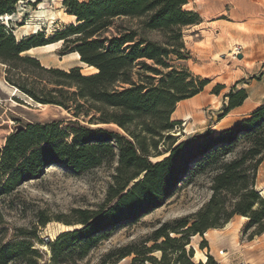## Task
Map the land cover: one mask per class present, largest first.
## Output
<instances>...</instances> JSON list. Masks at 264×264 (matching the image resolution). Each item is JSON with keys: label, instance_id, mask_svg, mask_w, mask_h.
Here are the masks:
<instances>
[{"label": "trees", "instance_id": "trees-1", "mask_svg": "<svg viewBox=\"0 0 264 264\" xmlns=\"http://www.w3.org/2000/svg\"><path fill=\"white\" fill-rule=\"evenodd\" d=\"M8 1L0 0L1 20L13 17V6L20 0ZM187 3L63 0L66 13L76 23L48 39L36 32L17 41L0 25V63L6 66L9 85L36 104L58 106L75 119L89 117V124H114L122 131L79 124L61 129L58 122H51L28 125L6 138L0 152L4 177L0 195L37 179L48 164L81 174L117 156V166L105 202L96 211L72 210L63 223L81 227L59 234L48 244V255L34 248L31 239H36L35 232L19 228L12 242L0 240V264H80L110 228L137 222L162 206L178 183L206 169L211 196L201 209L160 225L139 248L128 243L109 249L95 264H119L127 258H131L128 264H202L192 261L193 251L187 249L190 237L222 227L234 215L248 218L247 228L257 226L251 236L264 232V199L254 189L257 168L264 160V105L217 135L208 130L178 142L163 135L175 125L170 121L175 105L199 94L208 84L167 62L170 55L184 59L181 30L198 21L195 13L183 10ZM151 33L160 35V40L151 39ZM55 43H62L63 52L77 54L81 63L96 72L85 76L78 67L67 71L45 68L37 59L22 56ZM136 65L151 75L135 81ZM154 79L157 84L151 82ZM225 98L228 103L223 114L241 106L247 94L232 89ZM241 136L247 147L228 157ZM162 138L168 143L166 156L153 163L150 152H157ZM47 222L43 219L38 224ZM154 252L160 253L159 261L152 256ZM206 260L205 264H212L210 256Z\"/></svg>", "mask_w": 264, "mask_h": 264}, {"label": "rangeland", "instance_id": "rangeland-1", "mask_svg": "<svg viewBox=\"0 0 264 264\" xmlns=\"http://www.w3.org/2000/svg\"><path fill=\"white\" fill-rule=\"evenodd\" d=\"M2 1L5 3L8 0ZM85 1L87 0H79ZM62 2L63 0H20L13 6V17L8 22L0 19V25L17 41L25 38L26 33L28 36L41 33L44 39H48L55 32L76 23L75 18L66 13ZM7 3L6 11L10 8L9 1ZM183 10L195 13L198 21L181 30L184 49L180 52L185 55L184 59L170 55L167 62L177 71L183 70L194 78L206 80L208 84L201 92L208 102L195 106L192 112L183 115L182 120L172 119L171 114L170 121L175 125L163 135H168L177 142L204 134L208 130L217 135L247 119L252 112L239 115L232 114L230 110L223 114L228 103L225 95L232 89L236 92L247 85L243 90L264 103V0H188ZM33 30L37 33L31 34ZM149 37L160 40L157 33H151ZM237 51L239 53L234 56ZM75 55L63 52L62 43L42 46L22 54L37 59L45 68L67 71L78 67L82 75L95 73ZM144 63L152 65L150 61ZM5 69L6 66L0 63V149L19 125L25 129L31 124L58 122L61 129L79 124L122 134L114 124H89V117L75 119L61 107L36 105V102L5 81ZM169 70H164V73ZM133 71L136 73L135 81L151 75L138 65ZM157 81L158 79H154L151 82L157 84ZM180 102L175 105L174 111ZM222 119H225L223 124L216 126ZM242 140L243 136L228 157L247 147ZM167 147L168 143L162 138L157 152H150L149 160L156 163L164 159ZM157 153L163 155L156 156ZM116 166L117 156L112 161L81 174L72 173L61 165L48 164L37 179L24 182L9 194L0 195V219L3 221L0 240L3 243L12 242L15 229L23 228L28 233L33 231L36 235V239H31L34 248L48 255V244L59 234L81 227L63 223L70 219L72 210L96 211L105 202ZM208 173L209 169H206L185 178L177 184L162 206L137 222L121 223L110 228L107 236L98 242L97 247L80 264H95L109 249L128 243H136L139 248V244L160 225L195 214L211 196ZM261 177L259 165L254 185L259 194L258 186H264V178L262 185L257 186V180ZM3 182L4 177L0 174V187ZM240 217L242 216L234 215L222 227L208 229L202 236L190 237L187 249L193 251L192 261L202 263L203 257L207 259L210 256L212 264H264V232L251 236L257 226L247 228L249 219ZM43 219L48 222L40 226L38 222ZM28 236L31 237V234ZM47 239L49 243H46ZM152 256L158 261L161 257L159 252H154ZM130 259L119 264H128Z\"/></svg>", "mask_w": 264, "mask_h": 264}, {"label": "crops", "instance_id": "crops-1", "mask_svg": "<svg viewBox=\"0 0 264 264\" xmlns=\"http://www.w3.org/2000/svg\"><path fill=\"white\" fill-rule=\"evenodd\" d=\"M37 48H39V47H37ZM37 48H33V49H37ZM32 50H30L28 52H31ZM246 86L247 85H243L240 88L244 89ZM202 94H203V92L197 94L196 96H194L188 100L181 101L180 105H178V107H176V110L172 113V119L182 120L183 115L185 113L192 112V110H194L195 106H202L206 102H208L204 97H202ZM246 94H247V98L244 100L243 104L240 107H237V108L231 110L232 114L247 115V114L253 112L255 110L254 108H256V106L264 104L261 101H258V99L251 97L249 95V92H246ZM187 102H189V103H187ZM224 120L225 119H222L216 126H218V125L221 126V124H223L222 122H224ZM260 174L262 175V177L260 178V180L259 179L257 180V186H258V184L262 185V183H263L264 161L260 164ZM258 190L260 192L264 191V186H258ZM240 218L243 219V217H240Z\"/></svg>", "mask_w": 264, "mask_h": 264}, {"label": "bare ground", "instance_id": "bare-ground-1", "mask_svg": "<svg viewBox=\"0 0 264 264\" xmlns=\"http://www.w3.org/2000/svg\"><path fill=\"white\" fill-rule=\"evenodd\" d=\"M4 21H6V22H8L10 19H11V17L10 16H4L3 18H2ZM37 31L36 30H33L32 32H31V34H35ZM28 35V33H26V35H24V36H27ZM45 47H48V46H45ZM30 51V50H29ZM27 53V52H26ZM77 58H79V56L76 54L75 55ZM94 70V72H96V70L95 69H93ZM36 105H39V104H36ZM260 195H261V197L264 199V191H262V192H260ZM206 262V257H203V260H202V263H205Z\"/></svg>", "mask_w": 264, "mask_h": 264}, {"label": "water", "instance_id": "water-1", "mask_svg": "<svg viewBox=\"0 0 264 264\" xmlns=\"http://www.w3.org/2000/svg\"><path fill=\"white\" fill-rule=\"evenodd\" d=\"M22 130H24V127L23 126H16L15 127V133H18V132H20V131H22ZM0 152H1V149H0ZM46 241V243H49L50 241L47 239V240H45Z\"/></svg>", "mask_w": 264, "mask_h": 264}, {"label": "built area", "instance_id": "built-area-1", "mask_svg": "<svg viewBox=\"0 0 264 264\" xmlns=\"http://www.w3.org/2000/svg\"><path fill=\"white\" fill-rule=\"evenodd\" d=\"M237 53H239V51H237V52L235 53V55H234V56H236V55H237Z\"/></svg>", "mask_w": 264, "mask_h": 264}]
</instances>
